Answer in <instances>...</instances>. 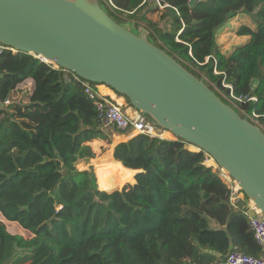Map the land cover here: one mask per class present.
<instances>
[{
	"label": "trees",
	"instance_id": "obj_1",
	"mask_svg": "<svg viewBox=\"0 0 264 264\" xmlns=\"http://www.w3.org/2000/svg\"><path fill=\"white\" fill-rule=\"evenodd\" d=\"M96 1L117 24H141L241 118L254 113L264 125V0H163L162 11L144 0H110L112 11ZM240 14L256 29L241 26L236 35L248 41L226 56L216 36ZM65 75L32 55H0V101L10 102L0 108V216L32 235L10 234L0 219V264H209L231 250L259 255L205 153L180 139L138 134L78 170L95 157L91 142L110 139L82 85ZM27 79L33 90L18 116L13 101ZM225 85L245 115L225 100Z\"/></svg>",
	"mask_w": 264,
	"mask_h": 264
},
{
	"label": "water",
	"instance_id": "obj_2",
	"mask_svg": "<svg viewBox=\"0 0 264 264\" xmlns=\"http://www.w3.org/2000/svg\"><path fill=\"white\" fill-rule=\"evenodd\" d=\"M147 36L96 0H0V44L122 96L209 156L264 216V134Z\"/></svg>",
	"mask_w": 264,
	"mask_h": 264
},
{
	"label": "built area",
	"instance_id": "obj_3",
	"mask_svg": "<svg viewBox=\"0 0 264 264\" xmlns=\"http://www.w3.org/2000/svg\"><path fill=\"white\" fill-rule=\"evenodd\" d=\"M105 8L112 11L115 9L110 0H102ZM144 2H149L154 4L159 11L164 10L168 7L167 4L163 2V0H144ZM4 52H10L11 54H17L18 52L13 48L6 47L0 44V55ZM35 57V56H33ZM39 59L41 62L46 63L42 58L35 57ZM49 64V63H47ZM52 65L53 69L59 70L58 66ZM63 70V69H61ZM65 71V70H63ZM67 72V71H65ZM70 73V72H69ZM72 74V73H71ZM79 83L83 87L84 94L93 102L96 107L97 117L102 128H113L120 133L129 134L136 133L146 135L149 137H154L163 140H176L177 138H173L174 136L164 129L160 128L158 125L151 123L147 120L144 114L134 110L132 115H128L125 111V107L120 105L113 99L110 95H105L99 91V85H95L89 83L76 75L72 74L71 77L65 75V80L69 82L70 80ZM229 89V96L224 97L226 101H228L233 107L239 109L234 101L240 102L241 99L235 98L232 94L231 86L225 85ZM223 96V95H222ZM250 100L255 101V98H250ZM10 104L8 100L2 102L0 101V108L6 107ZM242 115H245L242 110L239 109ZM246 118H243L260 129V131L264 134V125L259 121V116L252 113L250 116L245 115ZM170 135V138L164 137L165 135ZM135 135V136H136ZM173 136V137H172ZM188 146L187 145V149ZM193 147V146H191ZM189 151L192 152H200L197 148L194 147ZM206 156L205 166L209 156ZM211 159V158H210ZM214 172H216L219 178L224 182L227 188L230 191L229 201L234 208H240L243 212V215L247 219V224L253 234L254 239L256 240L260 253L258 256H250L245 255L237 250H231L224 256H219L213 262L209 264H264V216L257 206L249 200L242 193L238 185L235 181L229 177L227 173H225L222 169L217 168ZM187 264H189L187 262Z\"/></svg>",
	"mask_w": 264,
	"mask_h": 264
},
{
	"label": "rangeland",
	"instance_id": "obj_4",
	"mask_svg": "<svg viewBox=\"0 0 264 264\" xmlns=\"http://www.w3.org/2000/svg\"><path fill=\"white\" fill-rule=\"evenodd\" d=\"M103 9V7H102ZM107 9V8H106ZM104 10V9H103ZM109 10V9H107ZM159 16H160V12H154L152 14L149 15V19L153 22H157L159 20ZM132 22L129 21H123L121 24V26H123L125 29L134 32L135 34H137V29L131 25ZM241 26H246L249 27L252 30L256 29L255 23L253 22L252 18L248 15H243L240 14L238 15L236 18H234L232 21H230L228 24H226V26L221 29L217 36H216V43L219 46V49L221 51V53H223L224 55L229 54L233 51V49L240 47L242 45H244L247 41H248V37L246 36H237L236 33L238 31V29ZM149 40V39H148ZM151 43V40H149ZM153 44V43H152ZM26 86V84H24ZM109 89V88H108ZM110 91H112L111 89H109ZM114 92V91H113ZM27 90L25 89H19L17 91V94H15V100L14 102V106L16 108H14L16 110V114L18 116H21L23 114V111L19 108V104H23V102H25V99H23V96L26 95ZM120 98V96H118ZM122 98V97H121ZM126 100V99H125ZM19 103V104H18ZM127 106H129V103H127ZM132 108V107H131ZM134 109V108H133ZM144 116L147 118L148 121H150L151 123L155 124L148 115L144 114ZM105 132L109 135V139H110V144L107 145V143L105 141H93L91 142V146L93 148V150L95 151V157L93 160H89L88 164L81 162L78 163L76 168L78 170H86L88 169V167L91 165V163L95 160H97L98 158H100L101 156H104L105 154H107L109 151H111V153H113V148L118 144L121 143L123 141H126V138L129 137H133L136 135V133H129V134H124V133H120V132H116L115 129L113 128H105L104 129ZM164 137H168L170 138V135H165ZM173 137V136H172ZM119 138V139H118ZM175 138V137H173ZM193 150V147H189L188 149ZM195 149V148H194ZM206 165L211 166V168L213 169V171H215L218 167L216 166L215 163H213L212 159L208 158V161L206 163ZM85 168V169H84ZM100 175V179L102 181H104V173L102 170H100V172H98ZM0 219L1 216H0ZM5 223L6 229L10 234L13 235H21L22 237L29 239L32 237V235L26 231H23L21 228L18 227V225L15 224H10V223Z\"/></svg>",
	"mask_w": 264,
	"mask_h": 264
},
{
	"label": "crops",
	"instance_id": "obj_5",
	"mask_svg": "<svg viewBox=\"0 0 264 264\" xmlns=\"http://www.w3.org/2000/svg\"><path fill=\"white\" fill-rule=\"evenodd\" d=\"M130 22V21H129ZM132 26H134V23L132 22V24H131ZM142 27V25L140 24V26H138L136 29H137V32H138V29L139 28H141ZM230 54V53H229ZM229 54H227V55H229ZM226 55V54H225ZM226 55V56H227ZM24 84H26V86L24 85ZM105 87V86H104ZM26 88V90H27V93L28 94H30L31 92H32V90H33V82H32V80L31 79H27V80H25L24 82H22L20 85H18L17 86V90H19V89H25ZM108 89V88H107ZM113 92V91H112ZM114 93V92H113ZM17 94V93H16ZM115 94V93H114ZM118 96V95H117ZM118 101V102H117ZM117 103H119V104H121V105H123L124 107H125V111H126V113L127 114H129V115H132L133 114V112H134V109H132L131 107H129V106H127V104H126V100L122 97H118L117 98ZM128 111H130V113H128ZM130 138H132V136L131 137H129V138H126L125 140L127 141L128 139H130ZM124 142V141H123ZM111 158H112V153H111ZM90 166H92V165H90ZM94 170V169H93ZM130 185H132V184H134V178H133V182L132 183H129ZM1 221H3V222H6L4 219H1ZM6 223H9V222H6ZM5 224V223H4ZM10 224H14V223H10Z\"/></svg>",
	"mask_w": 264,
	"mask_h": 264
},
{
	"label": "bare ground",
	"instance_id": "obj_6",
	"mask_svg": "<svg viewBox=\"0 0 264 264\" xmlns=\"http://www.w3.org/2000/svg\"><path fill=\"white\" fill-rule=\"evenodd\" d=\"M99 91L105 95H110L113 99H115L117 101L118 96L116 94H114L112 91H110L109 89H107V87L104 86H99ZM118 102V101H117ZM121 105V104H120ZM123 106V105H122ZM128 113H130V111H128ZM129 115V114H128Z\"/></svg>",
	"mask_w": 264,
	"mask_h": 264
}]
</instances>
